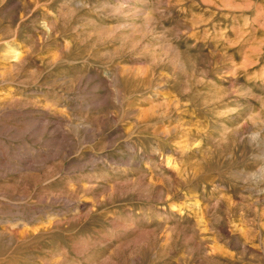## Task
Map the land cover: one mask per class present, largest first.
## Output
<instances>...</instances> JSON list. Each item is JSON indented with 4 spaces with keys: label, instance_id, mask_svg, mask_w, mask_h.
Here are the masks:
<instances>
[{
    "label": "rangeland",
    "instance_id": "obj_1",
    "mask_svg": "<svg viewBox=\"0 0 264 264\" xmlns=\"http://www.w3.org/2000/svg\"><path fill=\"white\" fill-rule=\"evenodd\" d=\"M0 264H264V0H0Z\"/></svg>",
    "mask_w": 264,
    "mask_h": 264
}]
</instances>
